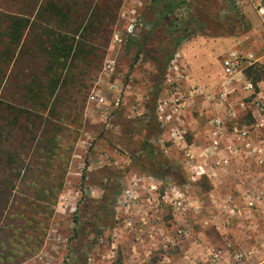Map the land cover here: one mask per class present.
Returning <instances> with one entry per match:
<instances>
[{
	"label": "rangeland",
	"instance_id": "1",
	"mask_svg": "<svg viewBox=\"0 0 264 264\" xmlns=\"http://www.w3.org/2000/svg\"><path fill=\"white\" fill-rule=\"evenodd\" d=\"M168 1L175 6L174 10L161 17L165 10L162 7L163 1L153 4L152 0H125L124 11L128 13L119 16L100 67L95 73L92 70L82 77L84 85L68 88L72 96L68 97L63 106L67 111L63 114V126L74 132V142L66 136L60 140L61 148L56 152L55 163L52 164L54 167L49 171H55L61 183V190L53 206L45 210V205H42L43 213L38 210L36 217L42 225L36 233L41 235V244L35 254L21 264H118V256L122 253L117 250V246L114 253L110 252L109 234H118V230H124L125 220H135V215L141 214L147 208V204L141 209L117 205V199L126 189L128 179L134 182L166 180L164 178L168 174H161V171L157 170L161 162L179 170L170 173L173 180L177 183L183 180L182 153L179 148H175L170 156H167L162 152L160 145L152 141L153 154L144 152V141L149 134L147 131L151 134L160 131L153 119L157 101L170 90L165 83L170 63L160 75L147 50H163V56H172L171 59L175 54L180 55L179 65L184 70L185 77L176 98L184 96L188 99L189 119L200 118L206 123L208 118L224 114L227 105L234 109L231 100L221 102L218 93L226 80L222 59L231 52L253 55L252 65L257 66L262 75L257 90L263 88L264 19L256 10L247 17L243 12L236 11L232 5H228V0ZM132 20L135 21V26L129 33ZM149 31H153V35L148 39L149 46H145L144 51L137 56L138 44L141 43L143 34ZM196 36L202 39L189 45V38ZM176 37L182 39L179 45L174 47L173 41ZM129 38L134 42L126 47ZM209 66L206 78L210 86H202L198 82L201 80L197 77L198 72ZM205 72L203 71L202 75ZM233 86L234 84L231 87ZM193 89H197V92L189 96ZM205 92L209 93L204 95ZM91 95L97 96L95 101L89 99ZM100 98L104 99L103 102L98 101ZM248 98L249 95L245 99ZM248 113L245 117L253 118L250 111ZM146 115L152 118L148 123H145ZM133 122L149 125L147 131H137ZM200 133L205 137L207 130ZM154 139L157 140L156 137ZM69 146H72V150L70 155H67L66 148ZM154 158L155 167H152L151 161ZM42 182L48 184L45 180ZM40 185L41 182L37 186ZM259 186L256 185V192ZM199 187L196 188L195 185L192 190L195 200L202 204L199 213H190L185 221L182 220V215L173 213L169 206L162 205L157 211V219L151 220L147 226L132 222V228H126L130 232L129 240L135 239L136 234L133 232L139 228L144 231L155 228L158 233L160 231L175 237L177 228L185 225L188 239L193 243L198 234L208 236L215 233L220 236V232H223L227 238L226 243L239 248L243 245L264 244V209L261 203L253 212L255 216L250 211H245L244 217H226L220 220L222 216H219L215 223L210 214L212 209L217 210V207L210 206L206 200V185L200 184ZM249 189L251 191V188ZM142 191L145 192L141 189L137 194L141 196L144 194ZM163 191L165 188L161 187L160 194ZM20 198L22 199L19 196L18 201ZM101 199H105L107 203L106 210H113V217L104 219L105 210H102L103 213L100 208L98 210V207H101L98 201ZM22 203L23 206L15 205V208L23 211L24 215L31 216L35 211L27 206L29 201ZM239 205L243 206L241 203ZM128 213L132 214V217L127 215ZM10 217V221L19 220L17 216L14 218L13 213ZM205 219L208 223L203 226ZM42 228L44 230L40 232ZM96 231H100L101 237L107 239L104 244L97 242L94 236ZM208 238L206 242L215 243L213 236ZM178 241L168 253L174 260H178L180 246L184 242ZM125 243L122 242L121 246ZM27 246L32 248V245Z\"/></svg>",
	"mask_w": 264,
	"mask_h": 264
},
{
	"label": "trees",
	"instance_id": "2",
	"mask_svg": "<svg viewBox=\"0 0 264 264\" xmlns=\"http://www.w3.org/2000/svg\"><path fill=\"white\" fill-rule=\"evenodd\" d=\"M159 1H163L165 9L161 17L174 10L168 0L152 3ZM123 3L124 0H0V264H21L41 244V235L36 232L42 223L36 214L53 206L61 190L55 171L49 170L61 148L60 140L66 136L74 142V132L63 126V114L67 113L63 106L72 96L68 88L84 85L82 77L100 67ZM151 35L153 31L143 34L137 56L149 46ZM181 39L174 38V47ZM133 42L129 38L125 46ZM162 52L147 50L160 75L172 57H164ZM256 67H245L243 73L257 91L262 75ZM148 126L134 124L137 131H147ZM147 133L145 152L152 155V140L160 131ZM66 149L70 155L72 146ZM154 161L155 158L152 167ZM157 170L168 174L166 180L171 178L170 173L179 171L161 162ZM22 201H29L27 206L35 211L31 216L15 208L23 206ZM98 202V210H105L104 219L114 216L112 209L106 210L105 199ZM12 213L14 218L19 217L18 221H10ZM94 236H101L100 231Z\"/></svg>",
	"mask_w": 264,
	"mask_h": 264
},
{
	"label": "built area",
	"instance_id": "3",
	"mask_svg": "<svg viewBox=\"0 0 264 264\" xmlns=\"http://www.w3.org/2000/svg\"><path fill=\"white\" fill-rule=\"evenodd\" d=\"M257 14L264 19V0L258 2L255 8ZM134 14V11H132ZM128 32H132L135 26V21L130 22ZM252 54H238L237 52H231L222 59V66L226 80L223 82L219 89V99L227 101L228 95L232 93V85L237 83L241 85V88L245 91H253V84L246 80L243 70L245 67L252 65ZM180 55L175 54L170 60L169 68L166 74L165 83L169 86L170 90L168 94L161 96L155 106V117L153 119L157 122L160 129V134L156 137L155 141L160 145L163 153L170 156L171 152L175 148H179L182 153V169L184 172L183 180L177 183L172 178L168 180H155L150 179L147 182L137 181L134 182L128 179L126 189L122 192L121 196L117 199V205H126L130 209L144 208L147 204L146 210L139 215H135V220H125V229L131 227L134 223H139L141 226H147L151 220H156L157 211L162 205L169 206L173 213H179L182 215V220H187L190 213H199L201 209V203L193 197L192 190L194 186L207 175V167L211 166L215 169H224L229 167L234 160L238 157H242L247 160L253 158L259 165L264 163V145L261 144L259 148L251 147L249 144L240 145L241 138L248 136V129L232 130L227 129V121L235 118L234 109L227 105L224 114L215 115L206 121L207 125V139L208 143L201 152H194L186 143V136L189 132L187 107L188 99L184 96L176 98L178 92L182 86V81L185 77V72L179 65ZM197 89L191 91L189 96L196 93ZM209 92H205L206 95ZM96 95H91L90 100L95 101ZM103 98L98 101L103 102ZM254 106L256 113L255 124L253 128H264V102L256 100L251 103ZM241 107L246 108L244 103H241ZM145 123H148L151 116H145ZM257 118V119H256ZM235 136L231 137L230 135ZM173 148V149H172ZM165 188L162 194H160V188ZM263 185L257 188L255 195H251L249 192L243 193L241 197L240 206L232 195H227L224 198H218L213 191L207 193V201L210 204H214L218 210L223 212L229 218L240 217L246 214L244 211H250L253 215L259 204L264 203ZM144 194L139 196L137 193L140 190ZM256 208V209H255ZM132 217V214H127ZM119 221V218L116 217ZM137 220V221H136ZM133 222V224H132ZM207 220L202 222V225H207ZM160 232V231H159ZM136 240H145L144 235L150 241H155V237L158 234L157 229L149 228L148 230L139 228L135 231ZM164 242L161 249L164 252L169 251L171 246L177 245L178 240L188 239V231L184 226L177 228L175 237L166 235L160 232ZM114 238V236H112ZM144 238V239H143ZM97 242L104 244L105 240L101 236H98ZM156 249L154 244H150ZM152 249V248H151ZM153 250V249H152ZM151 250V251H152ZM151 254V253H149ZM89 256V254H88ZM163 259V258H162ZM91 260V258H89ZM162 262V261H161Z\"/></svg>",
	"mask_w": 264,
	"mask_h": 264
},
{
	"label": "crops",
	"instance_id": "4",
	"mask_svg": "<svg viewBox=\"0 0 264 264\" xmlns=\"http://www.w3.org/2000/svg\"><path fill=\"white\" fill-rule=\"evenodd\" d=\"M260 1L263 0H228L227 3L228 5H232L236 11L243 12L249 17ZM124 7L123 3L119 16L127 15L128 12L124 11ZM200 39H202L200 36L189 38L188 44L190 45L195 41H200ZM209 68L210 66L207 69L198 72L197 77L201 78L198 82L202 84V86H210L206 78ZM203 71H206L204 75H202ZM258 85L260 87V83ZM231 90L232 93L229 94L228 99L231 100L230 103L235 109V118L228 120L227 129L229 132L232 130H243V128L248 129L249 135L241 138L239 142L240 145L247 143L251 147L254 146L255 148H259L261 144H264V128H253L256 113L254 110L255 108L251 103L256 100L264 102V86L257 91L253 90L251 92L243 90L240 84H234ZM248 95L250 98L246 100L245 98H247ZM249 100L251 101L249 102ZM241 103H244L246 108L241 107ZM248 111H250L253 118L245 117L246 114L249 115ZM207 128L206 123L200 120V118L196 120L188 118L189 132L186 136V143L189 146H193L191 149L194 152H201L207 145L208 131L205 135L206 138L204 137V134L200 133L201 131L208 130ZM232 136L233 134L230 135V138ZM200 184L206 185V200L207 193L213 191L218 198L222 199L227 195H232L239 201V203H241L243 193L249 192L251 195H255L256 185H263L264 187V163L259 165L253 158L245 160L242 157H238L234 160V163L224 169H215L208 166L207 175L196 184V188H200ZM249 188H251V191H249ZM230 190H233V192L230 193ZM241 204L243 205V203ZM210 206L216 207L214 204H210ZM263 207L264 203H262V209H264ZM219 211L220 210L218 209H212L211 211L212 214H210V218L215 221V223L218 221L219 216H222L220 217V220L228 217L223 212ZM244 216L245 214L242 217ZM236 218H238V216L235 217V219ZM217 229L219 231V228ZM127 230L128 229L122 231L118 230V234H109V237L111 238L108 242L110 252L114 253L115 247L117 246V250L119 249L118 251L122 253V255L118 256L116 250L118 264H264V244L253 246L243 245L239 248L226 243L227 238H225L226 236H224L223 232H220V236L215 233L208 236H204L202 233L198 234L196 241H194L195 243L189 241V239H185L180 246L181 251L178 254V260H174L172 256L168 255L170 251L164 252L161 249L164 238H162L160 232L156 235L154 239L155 241H149L144 235L145 240L141 242L136 240V236L135 239L133 238V240L130 241V232ZM133 234L135 233L133 232ZM166 235L167 234H165V236ZM112 236H114V238H112ZM210 236H213L212 239H215V243L206 242ZM122 238L124 239L120 241ZM104 240L105 242L107 241L105 238ZM122 242H126L125 245L121 246ZM150 244H154L156 249L150 246ZM172 247L173 246L170 248ZM181 254L182 256H180Z\"/></svg>",
	"mask_w": 264,
	"mask_h": 264
}]
</instances>
